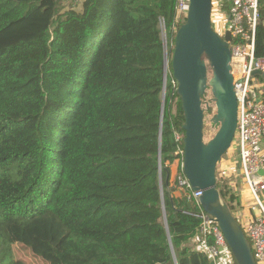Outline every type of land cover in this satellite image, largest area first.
<instances>
[{
    "label": "trees",
    "instance_id": "16d2710c",
    "mask_svg": "<svg viewBox=\"0 0 264 264\" xmlns=\"http://www.w3.org/2000/svg\"><path fill=\"white\" fill-rule=\"evenodd\" d=\"M175 16V0H0V264H25L12 244L47 264H209L171 173Z\"/></svg>",
    "mask_w": 264,
    "mask_h": 264
},
{
    "label": "water",
    "instance_id": "95a60500",
    "mask_svg": "<svg viewBox=\"0 0 264 264\" xmlns=\"http://www.w3.org/2000/svg\"><path fill=\"white\" fill-rule=\"evenodd\" d=\"M229 41H231L229 30L221 35L212 27L211 0H188L185 19L175 33L170 61L183 113L182 172L192 190L202 192L199 197L200 204L218 225L236 264H255L251 247L240 224L233 212L220 199L216 187V167L231 146L237 121V99L233 85ZM163 44L164 81L161 113L168 67L165 42ZM253 75L264 79V72L260 70H254ZM207 91L211 92L216 107V112L211 118L212 125L218 128L209 140L204 141L202 103ZM164 223L167 229L165 217ZM168 241L173 252L169 235ZM173 258L175 261L174 256Z\"/></svg>",
    "mask_w": 264,
    "mask_h": 264
},
{
    "label": "built area",
    "instance_id": "2783aa9c",
    "mask_svg": "<svg viewBox=\"0 0 264 264\" xmlns=\"http://www.w3.org/2000/svg\"><path fill=\"white\" fill-rule=\"evenodd\" d=\"M230 4L227 11L224 3ZM259 0H211V24L214 23V11L218 21L222 22L221 35L230 31L228 42L231 53L233 85L237 99V121L234 138L229 150L221 158L220 168L216 170L217 181H226L230 176H238L253 200L255 211L238 222L251 247L255 264H264V202L261 192L264 190V101L262 91L257 89L253 75L254 70L264 72V57L254 56V31L259 18ZM188 0H175V24L185 19ZM214 25V24H213ZM212 25L213 28H215ZM162 31H163V27ZM216 32L217 30L214 29ZM219 33V32H218ZM220 34V33H219ZM236 62V68L233 67ZM260 98V100H257ZM176 149L172 163L174 168V185L184 193L189 202L197 207L196 214L201 222L195 236L212 264H236L232 252L214 219L206 213L199 201L201 191L192 190L188 179L182 172L183 138L182 127L173 129ZM234 155L238 158V172L229 170L228 162ZM262 171V173H260ZM219 172V173H218ZM212 243H207V237ZM200 251V250H199Z\"/></svg>",
    "mask_w": 264,
    "mask_h": 264
},
{
    "label": "rangeland",
    "instance_id": "374dc122",
    "mask_svg": "<svg viewBox=\"0 0 264 264\" xmlns=\"http://www.w3.org/2000/svg\"><path fill=\"white\" fill-rule=\"evenodd\" d=\"M262 6H263V3H262V0H260V8ZM258 12H260L259 7H258ZM260 14H262V13L260 12ZM221 16H218V14L214 11V19H213L214 20V23H213L214 25L213 24L212 25L215 28H213V29H216L217 32H219L220 34H221L222 22L218 21L219 20L218 18L221 17ZM183 21H180V22L182 23ZM164 42H165V40H164ZM254 82H255V85L257 86V84H259L261 81L259 80V78H256L254 80ZM202 104H203V107H204L203 139H204V141H207L214 135V133L216 132V130L218 128L217 126L212 125V121H211V118H212L213 114L216 112V107H215V104H214V101H213V98H212V95H211L210 91H207L204 94L203 103ZM232 148L230 150H228V153L229 152H230V154L232 153V151H233ZM173 168H175V165H174ZM218 168H220V164L219 163L217 164L216 170ZM216 176H217V174H216ZM224 182L227 183V181H224ZM11 257H12V259L20 260V261H22L25 264H47L46 262L41 260L39 257L34 256L32 254V252L30 251V249L25 248V247H23V246H21L19 244H12L11 245Z\"/></svg>",
    "mask_w": 264,
    "mask_h": 264
},
{
    "label": "crops",
    "instance_id": "0c3cea01",
    "mask_svg": "<svg viewBox=\"0 0 264 264\" xmlns=\"http://www.w3.org/2000/svg\"><path fill=\"white\" fill-rule=\"evenodd\" d=\"M255 78H259L261 81L259 84H257V89H261L262 91V100L264 101V79L261 76H255ZM264 146V142H263ZM229 166V170H234L238 172V158L236 155H234L233 158L230 159V161L227 163ZM171 173L172 176L174 174V168L173 165L171 166ZM227 185L230 187L233 191H235V195L237 196V204L236 208L233 211V214L238 222H240L242 219L247 218L250 216L254 211H255V206L253 205V200L248 194L246 188L241 182V179L238 176H230V178H227ZM178 194V193H177ZM262 195V200L264 202V190L261 192ZM198 237L194 236L191 239V244L192 247L195 250H200L201 251V245L198 243Z\"/></svg>",
    "mask_w": 264,
    "mask_h": 264
},
{
    "label": "bare ground",
    "instance_id": "6f19581e",
    "mask_svg": "<svg viewBox=\"0 0 264 264\" xmlns=\"http://www.w3.org/2000/svg\"><path fill=\"white\" fill-rule=\"evenodd\" d=\"M232 64H233V67L236 68V62L233 61Z\"/></svg>",
    "mask_w": 264,
    "mask_h": 264
}]
</instances>
